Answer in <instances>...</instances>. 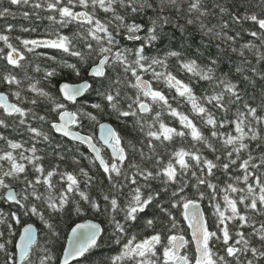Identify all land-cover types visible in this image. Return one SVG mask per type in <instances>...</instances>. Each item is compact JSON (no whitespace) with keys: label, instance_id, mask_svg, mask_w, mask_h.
I'll return each mask as SVG.
<instances>
[{"label":"snow or ice","instance_id":"1","mask_svg":"<svg viewBox=\"0 0 264 264\" xmlns=\"http://www.w3.org/2000/svg\"><path fill=\"white\" fill-rule=\"evenodd\" d=\"M8 3L30 6L31 13H22L25 19L34 15L59 28L77 24L78 31L71 36L54 31L49 36L55 38L17 36L15 39L28 53L43 45L78 58L76 64L66 67L77 76L86 70L92 82L60 85L58 91L64 99L75 103L77 97L91 89L101 98V102L91 107L100 111L111 109L108 114L115 115L126 125L131 121L132 129L141 139L139 147L131 142L127 147L122 146L123 138L116 129L110 124H100V140L111 150L106 160L93 136L72 129V125H80L83 120L98 123L97 115L80 109L69 112L56 96L38 86L40 81L27 75L25 52L11 43L10 33L15 26L7 23L0 31V42L5 46L0 48V58L13 70L24 72V78L12 70L0 74V83L10 90L14 88L11 94L18 101L10 103L8 95L0 92V128L7 130L11 119L16 125L12 131L22 128L30 134L32 143L26 147L25 143L0 132V141L6 146L0 149V200L9 202L10 208L7 213L0 210V264H70L72 260L83 264L92 251L100 247L105 232L101 224L92 219L71 229L69 247L64 249L62 258H57L47 246H37L33 258V246L37 241L31 224L23 228L18 242L13 245L12 237L16 235L13 221L20 224L21 214L38 217L48 229L52 237L49 243H52L60 236L55 217L72 211L77 216L91 212L107 217L111 229L109 240L117 246L116 254L108 258L107 264H193V259L181 253L188 244L183 235L157 230L158 223L169 233L178 228L172 208L183 209V217L192 230L194 264H264V151H261L264 148V88L257 97L247 90L249 76H243L239 83L226 75L217 76L219 60L212 56H209L211 66H201L195 59H185L178 50L166 51L164 58L150 55L153 48L171 39L168 28L186 33L187 26L198 24L204 36L221 41L233 53L238 52L243 57L247 49L254 51L258 62L264 61V51L260 50L264 47V12L257 15L233 11L223 0H8ZM260 6L264 7V0H260ZM41 12L47 15L41 16ZM15 15L9 7L0 9V18ZM213 18H217V22L210 24ZM180 19L184 24L178 23ZM248 21L258 26L248 34L259 39L260 46L250 41L238 49L235 45L240 33L233 36L228 30ZM20 30L36 32L37 28ZM168 57L176 58L180 69L207 82L210 93L198 98L190 83L167 70ZM47 59L54 61L56 57L48 56ZM245 63L249 62L245 60ZM78 65L88 67L83 69ZM35 71H40L39 66ZM236 71L242 72V69L237 67ZM251 72L264 80V70L252 67ZM148 73L152 79L163 80L169 89H175L177 95L173 99L185 98L191 104L203 126L208 127L209 135L187 115L178 112L163 91L153 88L144 78ZM57 75L53 68L45 72L44 79L51 81ZM25 79L29 81L26 90L34 94L31 99L22 96ZM127 89L134 92L129 94ZM37 97L51 105L44 115L34 107L23 106H37ZM154 106L160 111H155L153 116ZM163 111L178 117L187 133L165 124L161 119ZM50 113H55L58 119H49ZM32 121H39L41 126H33ZM44 124L49 126L48 131L43 129ZM54 133L78 142L74 146L76 151L80 146L90 150V156L80 155L104 173L109 190L102 192V202L81 189L79 177H83L85 188L91 187L94 181L85 168L80 167L77 173L61 170L59 163L45 167L46 157L37 147L41 141L51 149L49 157L54 156L57 161H66V152L72 151L56 141ZM186 134L191 136L193 147L169 152L165 142L171 143L175 136ZM197 144L202 147H196ZM158 148H163L164 152ZM204 151H210L214 158H208ZM137 155L139 161L135 159ZM71 159L74 164H80L75 155ZM217 173L226 178L223 187L215 182ZM14 185L19 186V191ZM201 186L210 192L206 194ZM189 188L196 189L200 200L208 199L216 217L214 227L205 220L199 202L188 198L186 189ZM221 192L224 193L223 205L217 200ZM164 197L168 199L165 201ZM13 207L15 211L11 210ZM149 213L152 218H148ZM141 226L152 229L153 234L141 238L134 231ZM158 245L162 247V254L158 252Z\"/></svg>","mask_w":264,"mask_h":264},{"label":"trees","instance_id":"2","mask_svg":"<svg viewBox=\"0 0 264 264\" xmlns=\"http://www.w3.org/2000/svg\"><path fill=\"white\" fill-rule=\"evenodd\" d=\"M223 3L226 6H230L233 11L238 10L240 13H244L245 11L254 12L257 15H260L262 12H264V7L260 6V0H223ZM243 5V7H241ZM4 7H9L10 10L14 13H16L15 17L9 16L7 18H0V31H3L4 26L7 23L13 24L14 30L12 33H10L11 37V43H13L16 47L20 48L21 51L25 52L26 56V63L25 67L27 69V75L30 77H33L34 80L40 81L39 87L43 88L45 91H49L53 96H56L62 103L65 104L66 109H73L75 112L80 109L83 111H90L94 115H97L98 117V123L93 122L90 120H83L80 125H75V128L79 130L82 133L89 134L95 138V140L98 142V132H99V126L102 122H109L111 123L117 132L122 136V146L127 147L128 143H134L139 147L138 141L141 139L140 134L137 131H134L131 127V121L126 125L123 120H117L115 118V115H110L108 113L111 112V109L105 108L104 111H100L97 109H94L91 107L93 103H99L101 102V98L91 89L88 90L87 94L84 98L76 101L75 103L67 102L63 99L61 93L58 91L59 85L63 81H82L85 79H89L91 81V78L88 76V73L86 70H82L81 75L77 76L70 68L66 67L68 64H76L78 58L72 57L70 53H64L60 50L56 49H50L46 48L43 45L36 48L33 53H28L23 49L22 44L19 40L15 39L17 36L23 38V39H48V38H55L54 35L49 36L50 32L54 31H60L62 34L65 35H73L78 31V27L76 23H73L69 25L66 28H59L57 25H52L47 19L39 20L34 15L30 19H25L22 15L23 11H29L32 12V9L30 6H13L9 5L8 0H0V9H3ZM80 10V9H76ZM47 13L41 12V16H46ZM101 17H103V13H100ZM217 18H213L210 21L211 23H216ZM179 24H184V20L180 19L178 21ZM210 26V25H209ZM23 27H36V32H22L20 29ZM188 31L186 33H182L179 30L168 28L167 31L169 33V36L171 39H165L163 43H160L158 48H153L150 55L153 56H159L161 58L165 57V52L168 50H178L183 54V57L185 59H195L198 64L201 66H211L209 65V56L215 57L219 60L218 65H216V75H226L229 79L233 80V82L239 83L243 76H249L251 78L250 82H246L247 90L248 92L255 93L257 97L260 94V91L262 88H264V80H260L258 76H254L251 72V68L255 67L257 70H264V61H259L257 56L254 54V51H249L247 49L244 50V56L241 57L239 53H233L230 49V47H227L226 45L222 44L221 41L216 39H211L208 36H204L203 33L199 30L198 24L195 25H189ZM258 26L254 25L251 21L244 22L239 25H234L230 27L228 30L229 35L235 36L237 32L240 33L236 47L239 49L241 45L246 44L248 42H252L256 44L257 46H260V40L251 37L248 32L251 30H256ZM131 44L132 42H128ZM220 45L218 48L217 45ZM3 42H0V48H4ZM261 51H264V47L260 48ZM7 51V49H6ZM39 54V55H38ZM48 56H55L56 59L49 60L47 59ZM245 60H247L249 63H245ZM168 65V71H171L174 75L177 76L178 79L184 81L185 83H190L193 86V90L195 95L198 98L204 97L206 94H209L211 89L209 88V85L205 81L198 80L197 77H194L191 73H188L186 70L180 69V66L177 64L176 58L174 57H168L166 61ZM39 66L40 71H35L36 67ZM78 67H82L83 69H87V65H78ZM240 67L242 69V72H237L236 68ZM55 68L58 72V75L53 77L51 81L45 80L44 75L47 70H51ZM12 70L15 73H17L21 78H24V72H22L19 69H12L10 65H7L6 61L2 58H0V74H3L6 71ZM158 71H163V69L157 68ZM150 82L152 83V86L154 89L161 90L164 92L166 96L169 98V103L177 109L178 112H181L189 117L190 120L193 121L194 124L197 125L201 129V131L205 135H209V129L208 127H204L201 120L198 118L197 114L192 111L191 104L186 102L185 98H179L173 99V97H176L175 89H169L167 85L164 83L163 80H154L152 79V76L150 73L146 74L144 76ZM92 82V81H91ZM29 81L27 79L24 80V84L22 85V96H26L29 99L33 97V93L30 91H27V84ZM245 84H241V87H244ZM0 90L6 92L10 100H12L14 103H18L16 97L11 94L13 89H9L6 85L0 83ZM129 94H132L134 90L127 89ZM38 98V97H37ZM39 103L37 106H33L31 104H24L23 106L32 108L34 107V110L36 112H39L41 115H44L46 110L51 107V105L48 103V101L38 98ZM200 102L203 103V100L201 99ZM206 107H210L209 105L205 104ZM103 107V105H102ZM155 111H160L158 107L154 106V112L151 114L154 116ZM2 112V110H0ZM49 119H58L55 113L49 114ZM79 119V116H78ZM161 119L164 121L165 124H167L169 127L175 128L177 131H184L187 133V129L184 128V126L179 122L178 117L172 116L169 112L163 111ZM33 126H41L39 121H32ZM9 124L11 125L7 130L4 128H0V132H4L6 135L9 136V138L18 140L20 142L25 143V146L28 147L32 143L30 140V134L26 131H23L21 128L17 132L12 131V127H16L15 124L9 119ZM43 129L45 131L49 130V126L47 124L43 125ZM231 130V129H229ZM55 136V140L61 143L65 149L71 148V152H66V155L68 156V159L66 161H57L54 156L49 157L48 153L51 151V149L47 146V144L43 141H41L39 144H37V147L41 150L40 154L44 155L46 158L43 161L45 167H50L56 163L60 164L61 170H67V171H75L78 173V170L80 167L85 168L89 175L94 177V181L92 183L91 187L85 188L83 177H79L81 180L80 187L82 190H85L91 197L98 200V202H102V192H107L109 190V185L107 180L105 179L104 173L102 169L98 167H94L89 159L83 158L80 153H83L84 156H90V151L87 149L86 146H80L79 151H76L75 145L78 142L71 141L70 139L66 137H62L58 133L53 134ZM99 143V142H98ZM167 144L168 151L171 152L173 150H178L180 148L184 149H191L193 147V140L190 135H185L184 137L175 136L173 141L171 143L165 142ZM102 148L103 155L105 159H109L111 156V152L108 148L103 147ZM6 146L2 141H0V149L5 148ZM196 147H202L201 145L197 144ZM219 147V145H217ZM255 147V145H253ZM147 151V149H145ZM158 151L164 152L163 148H158ZM261 151H264V148L261 149ZM258 154V153H256ZM75 155L77 159L80 160V164L76 165L72 162L71 157ZM204 155L208 156V158H214L212 153L210 151H204ZM164 160L166 161L168 159V156L164 155ZM137 161H139V156L137 155L135 157ZM98 165V163L96 162ZM29 169H31V166L29 165ZM218 180L215 181L223 187L225 176L217 173ZM194 182V181H193ZM158 185V182H157ZM19 191V186L14 185ZM202 190L203 186H201ZM42 190V189H41ZM171 191V190H170ZM206 194L207 192H210V190H205ZM186 194L188 198L195 199L198 202H200L204 208L207 222L209 223L210 227H214V223L216 221V217L213 215V207L209 204V201L207 198L204 200L199 199V195L195 188H189L186 189ZM224 193L221 192L217 198L218 202L223 205V197ZM78 199V197H77ZM168 197H164V200L166 201ZM165 207H167V204H165ZM0 210H3L5 213H7L9 208V202H5L3 200H0ZM12 211H15V207L11 208ZM173 215L176 217L178 221V228L175 230H172L171 233L167 231V229H163L162 226L158 223L157 224V230H163L165 234H179L183 235L187 238L188 244L185 245L183 248V254H187L190 259H193L194 264V256H195V247L192 242V239L190 237V228L187 225L186 220L183 217V209L182 208H172L170 209ZM47 215V213H46ZM88 218H94L101 222L103 225V229L105 232L102 234V240L100 241V247L97 249H94L89 256V259L83 264H107L108 258L112 255H115V249L116 245L109 240V236L111 235V229L107 222V217L104 215H93L91 212L84 216H77L74 211L71 213L65 212L62 216L55 217V221L59 224V232L60 236L58 239H55L54 242L49 243V241L52 240V237L50 236V233L48 232V229L45 227L43 222L36 216H23L21 214V223L15 224L13 221V227L15 230L16 235L12 237L13 239V245H15L18 235L20 233L21 227L29 222L35 223L39 228V237L37 240V245L33 246V258L35 259V251L37 246L44 247L47 246L52 249L53 254L57 258H61L62 252L66 243V239L68 236L69 231L71 228L78 222L83 221ZM152 218L151 213H149V217ZM2 227V226H0ZM136 233L139 234V236L142 238L145 235L153 234L152 229H145L143 226L137 227L134 229ZM245 231H250V229H245ZM164 243H167V240H164ZM258 246V245H257ZM12 248V250L16 251V249L13 246H9ZM159 254H162V247L160 245L157 246ZM80 260H83V258H80ZM0 262H2V254H0ZM72 264H76V261Z\"/></svg>","mask_w":264,"mask_h":264},{"label":"water","instance_id":"3","mask_svg":"<svg viewBox=\"0 0 264 264\" xmlns=\"http://www.w3.org/2000/svg\"><path fill=\"white\" fill-rule=\"evenodd\" d=\"M146 79V78H145ZM85 80H88L89 81V83H91V81L89 80V79H85ZM85 80H82V81H75V82H70V81H63V82H61L60 83V85H62V84H64V83H68V84H80V83H83ZM150 81V80H149ZM60 85H59V87H60ZM0 92H3V93H5L6 95H8L6 92H4V91H1L0 90ZM87 92L88 91H86L85 93H83V95L82 96H80V97H77V100H80V99H82V98H84L85 97V95L87 94ZM61 95H62V93H61ZM62 97H63V95H62ZM8 98H9V102L10 103H14L12 100H10V97H9V95H8ZM63 99H64V97H63ZM65 101H67V102H70V103H73L72 101H69V100H66V99H64ZM76 100V101H77ZM68 110V109H67ZM69 112H75L74 110H68ZM101 124H110L109 122H103V123H101ZM111 125V124H110ZM112 126V125H111ZM113 127V126H112ZM114 128V127H113ZM72 129H73V131H79V130H77V129H75L74 128V125H72ZM115 129V128H114ZM80 132V131H79ZM81 134H86V133H82L81 132ZM86 135H89V134H86ZM100 136H101V129H100V126H99V132H98V141L102 144V146H104V147H106L107 148V146L106 145H103V142L100 140ZM67 138V137H66ZM69 139V138H68ZM95 142H97L96 140H95ZM97 146L98 147H100V145L97 143ZM109 149V148H108ZM110 150V149H109ZM90 151V150H89ZM110 152H111V150H110ZM102 155H103V152H102ZM104 156V155H103ZM105 158V157H104ZM98 162V161H97ZM199 204H200V210H201V212L203 213V216H204V218H205V220L207 221V219H206V214H205V211H204V208H203V206H202V204L199 202ZM88 219H92L94 222H96V223H99V224H101V222L100 221H98V220H96V219H94V218H88ZM86 220V219H85ZM85 220H83V221H80V222H78V223H83ZM187 222V221H186ZM78 223H76V224H78ZM29 224H31L32 226H33V228L35 229V235H36V241L38 240V237H39V228H38V226L35 224V223H33V222H29V223H26V224H24L22 227H21V230H20V233L22 232V230H23V228L24 227H26L27 225H29ZM75 224V225H76ZM75 225L73 226V227H75ZM187 225H188V222H187ZM101 226H102V228H103V225L101 224ZM72 227V228H73ZM71 228V229H72ZM190 228V227H189ZM19 233V234H20ZM71 235V230L69 231V233H68V236H67V239H66V243H65V246H64V249L65 248H67V247H69V236ZM190 237H191V239H192V230H191V228H190ZM184 239L187 241V238L184 236ZM18 240H19V235H18V238H17V241H16V243L18 242ZM192 242H193V244H194V247H195V242L193 241V239H192ZM64 249H63V251H64ZM182 251H183V249H181V253H182ZM183 254V253H182ZM62 256H63V252H62ZM62 256H61V258H62ZM78 259H80V258H78ZM73 262H75V260H72V261H70V264H72Z\"/></svg>","mask_w":264,"mask_h":264},{"label":"bare ground","instance_id":"4","mask_svg":"<svg viewBox=\"0 0 264 264\" xmlns=\"http://www.w3.org/2000/svg\"><path fill=\"white\" fill-rule=\"evenodd\" d=\"M145 78V77H144ZM147 79V78H146ZM78 101V100H77ZM68 110H73V109H68ZM103 123V122H102ZM111 124V123H110ZM112 125V124H111ZM113 126V125H112ZM114 127V126H113ZM75 128V127H74ZM115 128V127H114ZM76 129V128H75ZM117 131V130H116ZM98 163V162H97Z\"/></svg>","mask_w":264,"mask_h":264}]
</instances>
